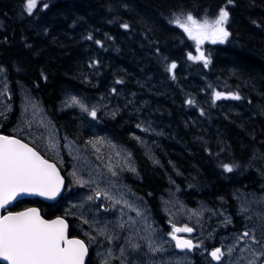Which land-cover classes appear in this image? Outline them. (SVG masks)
I'll return each mask as SVG.
<instances>
[{
	"label": "trees",
	"instance_id": "trees-1",
	"mask_svg": "<svg viewBox=\"0 0 264 264\" xmlns=\"http://www.w3.org/2000/svg\"><path fill=\"white\" fill-rule=\"evenodd\" d=\"M25 2L0 0V66L12 92L23 88L83 144L109 135L126 147L138 169L126 175L127 183L161 222L160 199L176 187L187 206L230 205L241 225L233 196L264 186L258 171L264 168V0H38L31 16ZM221 7L230 13L231 36L201 46L211 54L205 68L187 58L197 54L195 42L169 21L180 11L215 18ZM125 22L130 29L120 27ZM172 62L177 67L170 73ZM214 91H238L242 99L213 104ZM69 94L95 106L98 119L78 108L63 110ZM224 163L241 167L228 173ZM68 188L58 205L23 202L15 210L39 207L47 219L64 216L72 200ZM67 219L70 235L84 239ZM89 262L101 264L93 256Z\"/></svg>",
	"mask_w": 264,
	"mask_h": 264
},
{
	"label": "snow or ice",
	"instance_id": "snow-or-ice-1",
	"mask_svg": "<svg viewBox=\"0 0 264 264\" xmlns=\"http://www.w3.org/2000/svg\"><path fill=\"white\" fill-rule=\"evenodd\" d=\"M37 3L38 0H26L24 10L29 16L34 14ZM227 4L234 5L235 0H227ZM48 7L47 3L43 4L44 9ZM229 17L230 13L226 7H221L218 15L211 19L207 17L197 19L190 12L180 11L172 14L169 23L177 25L189 39L195 42L197 54L193 55L189 52L187 58L203 62L204 67L207 68L212 62L211 54H206L201 49V45L205 41H210L212 44L225 43L231 36L227 28ZM120 27L127 30L131 25L125 22L121 23ZM44 31L47 32V29ZM87 39L92 40L93 37L88 35ZM95 43L103 47L102 41L95 40ZM26 46L31 47V45ZM155 51L157 55L160 52L159 48H156ZM93 63L96 64L98 61ZM176 67V63L172 62L166 67V71L171 73ZM5 72L6 69L0 66V73ZM44 79L47 77L44 76ZM172 79L175 80L174 74ZM115 83L122 84L123 80L117 79ZM7 88L5 78V92ZM111 92L117 94V89L113 87ZM220 99L239 101L242 96L238 91H214L212 94L213 104ZM24 100L26 101L25 111L29 104L35 108L29 96L25 95ZM69 100L71 106L79 107L93 120L98 119V111L95 106L89 107L76 96L69 97ZM186 103L192 105L194 101L188 99ZM65 106H69L68 101L65 102ZM112 114L115 116L116 113ZM200 114L204 115L203 109L200 110ZM0 116H5L4 112H0ZM27 126L31 130V123H28ZM137 127L139 128L141 125L137 124ZM143 130L149 131L150 125ZM39 138L37 137V139ZM43 138L49 141V151L58 152L59 144L52 135ZM64 139L67 140V137ZM102 142L103 138L90 139L85 142V150L91 145L96 152H99L98 145ZM65 146L71 147V145ZM75 151L77 155L74 156V159L86 160L81 155L80 149ZM251 166L249 163L248 167ZM221 167L225 172L232 173L239 170L241 166L236 163H224L221 164ZM108 170L111 177H117V172L112 170L111 166ZM129 170L136 171L134 167H129ZM258 171L264 177V168L258 169ZM71 175L74 183L81 186L95 183V189L79 204H74L71 209H66L64 216L57 215L55 218L45 219L41 215L40 209L35 207L25 208L23 211H6V214H0V264H90L86 260L89 256V243L100 240H103L105 247L101 264H184L182 260L171 258L164 260L162 258L156 261L152 258L157 255L162 257L167 253L166 245H169L170 242H174L175 249L181 251L191 252L194 249L205 247L203 241L194 244L192 239L178 235L194 231V228L187 224L178 227L173 223L171 231L166 233L167 237H170V241L165 240L164 235L149 222L147 210L136 201L129 200L127 193L118 189L111 179L106 181L109 187L101 189L102 181H93L91 172L87 181L83 176L77 175L75 169ZM64 185L65 178L61 175L57 164L41 155L35 146H30L29 143L16 136L0 134V209H6L17 197L22 195H36L54 200L60 195ZM101 197L109 202L108 207L104 209L106 212L118 210L119 216L115 222H101L97 213L93 211V206L89 205V202H94ZM236 199L239 204L238 214L245 221L244 230L224 238L220 246H212L208 255L216 264H264V187H262L259 197L253 193L245 194L243 197L237 195ZM140 203H142V198ZM86 205L89 206L86 207ZM256 205L260 206L261 211H254ZM95 207H103V205ZM72 209L76 211L73 212ZM128 212H135V218L128 216L125 220L124 217ZM69 214L78 215L81 225H88L89 231L86 233L89 235L88 243L75 235L70 236L69 223L66 219ZM193 214L201 215V213ZM254 217L255 222H253ZM231 223L232 219L226 216L223 224L227 226ZM123 233L126 234L122 235ZM121 240L123 242L118 243Z\"/></svg>",
	"mask_w": 264,
	"mask_h": 264
},
{
	"label": "rangeland",
	"instance_id": "rangeland-1",
	"mask_svg": "<svg viewBox=\"0 0 264 264\" xmlns=\"http://www.w3.org/2000/svg\"><path fill=\"white\" fill-rule=\"evenodd\" d=\"M206 42L209 41H205L201 46H203ZM5 78L8 86L6 92L4 91ZM0 93H3V95H0V112H4L5 116L7 117L5 119V116H0V127L2 128L4 126H7L8 124L9 127L7 126V130L11 134L24 138L30 144L36 146L43 153L56 159L61 164L70 179V191L74 192L71 206L74 204H79L88 195L92 194L93 190L95 189V183L85 186L74 183L71 173L75 169L77 175L83 176L85 181L89 180V173L91 172V179L93 181H102L100 183L101 189L109 187L106 181L111 179L116 184V187L118 189L127 193V198L129 200L136 201L142 208L147 210L149 222L153 225L154 228L159 231V228L157 227L155 222L156 220L159 225L165 226L167 231L162 229V232H160L164 235L165 240L170 241V237H167L166 233L171 231L173 223L178 227L183 226L184 224L193 227L197 230L196 236L201 237L204 241H207V237H210L209 240L212 243L216 242V240L218 239L224 240V238L231 236L226 235L223 230L225 228V225L223 224L225 217H230V214L228 212L230 211V209H226L227 206L219 205L217 207H213L211 205L208 206L203 204L196 209H190L182 201L180 191L176 187H172L168 191L167 195L164 196L161 200V215L164 221L162 223L158 220L157 217H155L156 215L153 214L150 205L145 206L143 202L140 203L141 198L137 196V193H135L127 183L126 175L128 173H133L129 170V167H134L136 170L135 172H137V167L134 162L132 153L126 147L119 144L109 135L97 137L103 138V142L98 145L99 152H96L91 145L87 147V150H85V146H82L78 143H72L69 140L64 141L58 127L50 119L48 111L44 108L39 100L31 96L28 92L24 91L23 88L17 91V94L12 92L11 84L6 72L0 73ZM25 95L31 98L32 104L35 105V108H33L31 104H29L27 111H25ZM71 96L78 97L87 105V103L81 97L69 94L66 96V99L62 105V109H80L77 106H71V102L69 100V97ZM66 101H68L69 106H65ZM11 115H14V118H11ZM28 123H31L32 125L31 130L28 129ZM41 125H43V127H41ZM48 135H52L58 142V152L48 150L49 141L43 138L47 137ZM37 137L40 138L37 139ZM65 145H71V147ZM76 149H80L81 155L85 157L86 160L82 159L78 161L74 159V156L77 155L75 151ZM117 153H119V155H117ZM109 166H111L112 170L117 172V177L110 176L108 170ZM256 196L259 197L260 195L257 193ZM169 201H171V203H168ZM89 205L93 206V211L97 213L98 219L101 222H115V220L119 216L118 210H109L107 212L104 210L106 207H108L109 202L103 199V197L94 202H89ZM89 205H86V207ZM96 205H103V207H95ZM72 211L75 212L76 210L72 209ZM254 211H261L260 206H254ZM193 213H201V215L197 216ZM128 216L135 218V212H128L124 219L127 220ZM231 216L234 217L232 214ZM70 217L74 220V229L78 233L86 236L89 241V235L86 234L89 231L88 225H81V221L78 218V215L70 214ZM253 222H255V217ZM124 234L126 233H123L122 235ZM122 242L123 241L121 240L118 243ZM89 245L93 250L94 258L101 262L102 256L105 253L103 240H100L99 242L92 241L91 243H89ZM166 247L168 248L167 253L163 254L162 257L160 255H157L152 259L159 261L162 258L164 260L171 258L173 260H182L184 261V264H192L191 256L188 254H178L172 242H170L169 245H166ZM210 258L208 259V262L210 264H216V262L212 261Z\"/></svg>",
	"mask_w": 264,
	"mask_h": 264
},
{
	"label": "water",
	"instance_id": "water-1",
	"mask_svg": "<svg viewBox=\"0 0 264 264\" xmlns=\"http://www.w3.org/2000/svg\"><path fill=\"white\" fill-rule=\"evenodd\" d=\"M60 172H61V170H60ZM61 175L64 177V175L62 174V172H61ZM65 188H66V178H65V185L62 188L60 195L57 196L54 200H50V199H47L45 197H40V196H36V195H22V196L17 197V199L15 201H13L10 205H8L6 207V209H0V214H3L4 211H6V210H8V209H10L12 207H14L17 203L22 202V201H25V200H39V201H41L43 203H46V204H56V203H58L61 200V198H62V196L64 194V191H65ZM40 212H41V215L44 216L42 214V211L41 210H40ZM69 232H70V225H69ZM179 251H181V250H179ZM181 252H183V251H181ZM89 258H90V252H89V256L86 258V260L89 261Z\"/></svg>",
	"mask_w": 264,
	"mask_h": 264
},
{
	"label": "flooded vegetation",
	"instance_id": "flooded-vegetation-1",
	"mask_svg": "<svg viewBox=\"0 0 264 264\" xmlns=\"http://www.w3.org/2000/svg\"><path fill=\"white\" fill-rule=\"evenodd\" d=\"M262 187H264V186H259L258 189L252 190L251 192H247V193H244V194H248V193H252V194L253 193H255V194L261 193L262 192ZM227 227H229L230 229H232V231H234V232H238L240 229L243 228V226L237 225V224H233L232 226H227ZM229 234H233V233L232 232H229L228 235ZM178 235H180V236H182L183 238H186V239H192V237H190L188 235V233H179ZM193 242H194V244H197L198 240L195 239ZM204 246H206V243H205ZM210 246L211 247L212 246H220V244H213V245H210ZM204 251H205L204 248H197V249H195V252H194V254L192 256V261H194V264H202V261L201 260L203 259L204 255H205Z\"/></svg>",
	"mask_w": 264,
	"mask_h": 264
},
{
	"label": "bare ground",
	"instance_id": "bare-ground-1",
	"mask_svg": "<svg viewBox=\"0 0 264 264\" xmlns=\"http://www.w3.org/2000/svg\"><path fill=\"white\" fill-rule=\"evenodd\" d=\"M224 230V229H223Z\"/></svg>",
	"mask_w": 264,
	"mask_h": 264
}]
</instances>
